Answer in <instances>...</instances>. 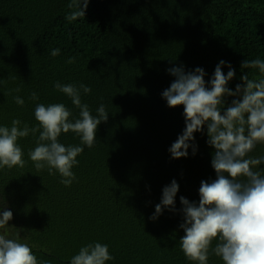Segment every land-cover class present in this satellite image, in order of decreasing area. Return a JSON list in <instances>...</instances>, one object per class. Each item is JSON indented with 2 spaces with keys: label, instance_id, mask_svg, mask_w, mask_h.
Segmentation results:
<instances>
[{
  "label": "trees",
  "instance_id": "1",
  "mask_svg": "<svg viewBox=\"0 0 264 264\" xmlns=\"http://www.w3.org/2000/svg\"><path fill=\"white\" fill-rule=\"evenodd\" d=\"M70 2L0 0V126L19 119L21 127H38L34 111L41 103H63L71 120L79 118L56 82L90 87L87 95L81 90V102L93 116L103 104L108 121L98 126L91 148L71 131L59 137L65 146L84 148L70 186L30 160L39 131L18 139L26 163L0 169V210L13 213L0 234L26 243L40 264H70L95 242L109 246L114 259L106 264H194L180 247V197L199 202L201 181L216 178L214 149L205 126L194 133L195 155L190 147L186 158L171 157L185 119L182 105L170 108L162 98L175 79L167 70L199 67L209 82L223 60L224 74L228 64L236 73L227 85L232 91L246 73L261 78L242 63L264 60V0H89L85 16L69 21L76 10ZM56 48L60 54L53 57ZM32 92L38 100L30 99ZM238 98L225 97L224 108ZM249 155L264 157V144ZM254 170L264 176V163ZM173 180L179 185L175 209L151 219ZM208 264L223 262L210 250Z\"/></svg>",
  "mask_w": 264,
  "mask_h": 264
},
{
  "label": "clouds",
  "instance_id": "2",
  "mask_svg": "<svg viewBox=\"0 0 264 264\" xmlns=\"http://www.w3.org/2000/svg\"><path fill=\"white\" fill-rule=\"evenodd\" d=\"M88 4L89 0H71L68 7L76 10L66 18L72 21L84 17ZM59 54L58 48L51 52L53 57ZM74 62V57L67 61ZM223 66L225 61L221 60L209 82L199 67L188 72L182 66L167 70L175 79L162 92V98L170 108L182 105L185 119L182 134L169 148L171 157L186 158L190 147L195 155L194 133H203L206 126L207 143L214 149L211 166L216 174L211 182L201 181L198 203L180 197L184 215L180 227L185 233L179 240L180 247L194 264H208L210 250L223 264H264V176L254 170L264 163V157L249 155L258 144H264V60L256 58L242 63V68L258 69L261 78L250 79L246 73L235 91L227 86L236 75L235 70L228 64L225 75ZM54 88L71 99L80 110L79 118L71 120L72 113L63 103H41L34 111L38 127H21L19 119H13L11 127L0 126V169L23 168L26 162L18 139L39 131L37 146L28 153L30 160L37 170L47 168L50 175L58 173L62 177L60 182L70 186L75 179L72 169L78 165L77 157L84 148L65 146L59 137L71 131L80 138L81 145L91 148L98 126L108 121L109 113L101 104L97 116L91 114L89 106L81 102V90L85 95L91 92L84 84L77 87L56 82ZM228 96L239 98L224 108ZM14 99L19 106L25 103L20 96ZM30 99L38 100V94L32 92ZM178 190L175 180L163 188L161 203L155 206L151 219L155 220L164 208L175 209ZM12 219V211L0 210V229ZM214 240L219 242L212 248ZM113 259L107 244L95 242L81 247L70 264H106ZM0 264L40 262L26 243L0 234Z\"/></svg>",
  "mask_w": 264,
  "mask_h": 264
}]
</instances>
